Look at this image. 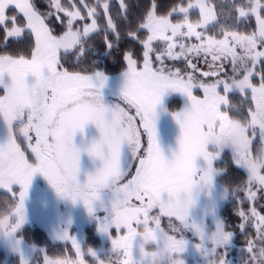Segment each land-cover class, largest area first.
<instances>
[{
	"label": "snow or ice",
	"instance_id": "obj_1",
	"mask_svg": "<svg viewBox=\"0 0 264 264\" xmlns=\"http://www.w3.org/2000/svg\"><path fill=\"white\" fill-rule=\"evenodd\" d=\"M84 6L88 8L89 17L97 15L94 7ZM120 7L126 19L125 0H120ZM48 8L42 12L36 0H0L2 43L7 46L9 38L21 37H27L31 43L26 55L0 54V89L4 91L0 96V116L10 130L7 142L0 144V188L11 192L13 185H19L21 209L32 177L38 172L47 177L59 195H67L64 181L76 182L81 156L80 150L73 145V137L78 131L83 132L89 123H94L101 139L87 151L90 156L102 159L104 166L89 176L87 183L89 187H97L118 182L113 203L117 214L110 225L101 227V231L107 232L109 227L118 232L126 229L128 236L114 241L126 245L136 220L149 217L154 201L159 202L158 211L164 214L173 207L178 193L191 190L200 173H203L199 175L202 183H211L214 162L219 155H210L205 150L202 129L208 130L204 119L209 112L222 114L228 106V94L250 96L253 107L247 110V118L252 122L253 132L258 127L264 138V0H247L239 5L234 2L218 4L216 0H188L186 6H173L164 15L158 14V4L152 0L143 22L127 33L142 46L143 66H138L131 51L122 53L127 62L122 101L127 108L116 105L112 109L102 102L100 88L106 79L104 76L96 70L89 74L69 71L61 63L62 55L70 50H75L78 56L85 54L86 38L98 30L96 19L82 29H74V21L85 18L74 3L70 10L61 0H48ZM103 8L107 14L108 3H104ZM10 9L15 14L9 15ZM192 9L199 11V19L195 21L189 18ZM61 12L68 17L67 31L56 35L54 23L61 19ZM173 14L178 17L175 21ZM252 18L255 30L247 31L244 26ZM107 28L119 39L120 33L111 16ZM143 29L148 35L141 40L138 33ZM193 37L198 43L184 42L185 38ZM154 41L164 43L163 51L155 56L160 63L158 68L152 66ZM105 49L111 54L114 44L105 39ZM165 59L182 60L188 71L168 68ZM201 60L208 71L198 67ZM228 65L231 75L226 72ZM204 77H215V80L209 83L202 79ZM194 89H202V99L193 94ZM169 91L184 95L191 103L189 110L176 114L182 137L179 152L173 153L172 159L162 153L155 126L156 108ZM131 109H135L134 115L129 114ZM15 122H19V128L13 131ZM142 135H146V141ZM20 138L31 149L35 163L28 161L18 142ZM125 144L131 152L127 168L122 167V146ZM249 150L245 131L240 135L233 159L248 172L244 190L249 200H255L253 186L258 185L257 191L264 190V166L246 163ZM197 158L203 159L205 168H197ZM133 163L137 164L135 174L121 183ZM71 198L75 202L76 197ZM133 200L139 204H133ZM85 204L92 213L91 201L85 200ZM238 215L243 221L238 227L244 229L249 215L244 211H239ZM250 216L258 221L257 228L264 226V215L255 208L251 209ZM72 243L79 256V244L75 240Z\"/></svg>",
	"mask_w": 264,
	"mask_h": 264
},
{
	"label": "rangeland",
	"instance_id": "obj_2",
	"mask_svg": "<svg viewBox=\"0 0 264 264\" xmlns=\"http://www.w3.org/2000/svg\"><path fill=\"white\" fill-rule=\"evenodd\" d=\"M216 2L218 4L234 2L239 5L246 3L247 0H216ZM189 18L193 20V17L189 16ZM251 22H254L253 26ZM90 24L91 22L86 25ZM244 29L255 30V19L252 18L248 25L244 26ZM208 34L214 33L209 32ZM158 42L162 41L153 43L155 50L152 54L153 57L164 49L163 45V48L156 52L155 47ZM184 42L187 44L198 43L194 37L185 38ZM164 63L168 68H180L182 72L188 71L182 60L165 59ZM225 63L227 62L225 61ZM152 66L153 68L160 67L159 61L153 62ZM198 67L202 71H208V66L202 60ZM125 71L112 76L100 73L106 78L103 86L114 87L122 92L125 85ZM226 72L231 75L230 65L226 68ZM195 75L200 79L198 73ZM202 79L211 83L214 82L215 77ZM193 94L201 99L204 95L202 89H194ZM3 95L4 92L1 96ZM175 97L180 98L181 108L171 112L168 109V104ZM190 107L191 103L184 95L169 91L165 93L161 104L156 108L157 141L162 153L168 159L173 158V153L179 152V141L182 137V129L176 119V114L189 110ZM262 111H264V107H262ZM136 123L139 124L138 119ZM204 123L208 125L207 131L202 129L204 148L210 155H219V158L214 162L211 183H202L199 175H203V173H200L193 182L191 190L175 201L174 206L167 211L165 218L162 219L160 216L156 218L155 215H150L147 218L136 220L132 227L131 239L127 240L126 245L114 243V241L123 240L128 236L126 229H121L118 232L115 228L109 227L107 232L100 233L99 226H96L94 234L101 237L100 245L99 247L87 245L85 249L88 237L86 229L91 228L90 217L94 209L90 213L85 199L70 190L66 189L67 195L61 196L54 187L43 185L41 183L42 175L39 172L32 177L23 209L20 208L19 194L22 189L19 185H13L11 192L0 188V191L13 194L17 200L11 214L0 220V264H31L38 254L42 255L43 264H88L85 260L86 254L99 260L100 264H104L100 255L109 252L116 256L114 259L111 258L113 264H155L158 254L163 255L161 264H238V260L217 255L218 250L232 245L233 235L225 231L221 220L220 211L229 200V192L218 181L221 171L216 168L215 163L221 159L225 151H229L234 158L240 135L246 131L250 142L246 163L264 166V138L261 137V130L258 127L253 132L250 127L251 120L248 124L234 121L224 110L222 114L209 112ZM18 128L19 126L16 129ZM142 139L146 141V135H142ZM7 140L0 133V144L6 143ZM142 154L143 149H141ZM25 156L30 163H35L27 156V153ZM196 166L205 168L206 164L202 158H197ZM240 168L246 172L247 176L249 175L243 167ZM73 196L76 197L75 202L71 198ZM88 218L90 220H87ZM257 223L258 221H256ZM181 225L192 231L195 240L176 236L179 231H182ZM165 226L175 231V235L169 234ZM27 227L43 229L54 243L70 244L76 254L75 259L61 260L47 256L45 247L30 244L19 236V233ZM73 240L79 244V256L73 246Z\"/></svg>",
	"mask_w": 264,
	"mask_h": 264
},
{
	"label": "trees",
	"instance_id": "obj_3",
	"mask_svg": "<svg viewBox=\"0 0 264 264\" xmlns=\"http://www.w3.org/2000/svg\"><path fill=\"white\" fill-rule=\"evenodd\" d=\"M158 4V14H167L173 6H186L188 0H156ZM37 6L42 12L49 10L48 0H36ZM80 11L85 18L76 20L73 23L74 29H82L86 24H89L93 18L96 19L98 30L91 33L85 44V54L78 56L75 50H71L67 55H62L61 63L69 71L82 72L89 74L92 71H98L104 75L112 76L126 70V61L123 60L122 53L131 51L134 53V59L137 60L139 67L143 65L142 46L136 41L129 38L127 33L138 27L139 23L143 22V17L146 15V10L152 3V0H125L127 8V18L122 15L120 0H61V4L71 9L72 4ZM108 3L109 9L105 14L103 4ZM96 9L95 17L88 16V8L84 5ZM9 15L15 14L11 9ZM60 20L54 23V34L62 35L67 31L66 24L68 17L63 12L59 13ZM111 16L117 26V31L120 33L119 39L107 28L108 17ZM193 20L199 19V11L192 10L189 14ZM172 19H178L176 14H173ZM252 26L254 22H251ZM141 40L146 39L148 32L143 29L139 33ZM4 30L0 27V54L7 52L8 54H28L31 48L30 40L27 37L19 39L9 38L8 45L2 43ZM105 39L114 44V49L111 54L106 52ZM163 43L158 42L155 49L159 52L163 48ZM153 62H156L153 57ZM258 82V81H254ZM3 89H0V96L3 94ZM228 106L224 108L230 119L243 124H248L247 110L253 105L250 102V96L242 97L238 93H230ZM248 102H245V101ZM181 108V100L178 97L173 98L168 109L171 112L178 111ZM257 143V142H256ZM217 169L221 171L218 176V181L228 190L229 200L220 211L221 220L225 231L233 235L232 245H227L218 250L217 255L225 256L227 259L238 260V264H264V226L261 229L256 227V221L250 216L252 208H255L260 215H264V190L257 191L258 185L253 186V190L257 192L255 200H249L247 191L244 186L247 184L248 176L245 171L238 167L229 151H225L221 159L215 163ZM186 192H182V197ZM188 193V192H187ZM185 197V196H184ZM17 203L16 197L5 191H0V220L11 214ZM239 211H244L249 215L245 228L238 227L243 221L238 215ZM178 222V221H177ZM175 222V223H177ZM182 227V225H181ZM169 234L175 235V231L165 226ZM95 229L87 228L88 237L86 245L99 247L100 236L94 234ZM19 236L24 238L28 243L37 246H43L46 249L47 256L53 259H75L76 254L68 243H54L50 240L47 233L39 227H27L19 233ZM179 238L195 240V235L188 227H182V231L176 234ZM116 256L110 252L101 254L102 262L113 264L112 259ZM112 258V259H111ZM85 260L88 264H100V261L85 255ZM31 264H43L42 255H36Z\"/></svg>",
	"mask_w": 264,
	"mask_h": 264
},
{
	"label": "flooded vegetation",
	"instance_id": "obj_4",
	"mask_svg": "<svg viewBox=\"0 0 264 264\" xmlns=\"http://www.w3.org/2000/svg\"><path fill=\"white\" fill-rule=\"evenodd\" d=\"M100 93L102 96L103 104L112 109L116 105H121V107L127 108L122 101V92L119 91L117 88L114 87H107L103 86L100 88ZM135 109H131L129 111L130 115H134ZM0 130L2 131L3 135L9 139L10 130L3 119L0 117ZM17 126H19V122H15L13 124V131L17 130ZM101 139V133L99 128L94 123H89L85 126L83 132L78 131L75 136L73 137V145L80 150V164H79V172L77 174L76 182H72L69 180L64 181V186L67 190H70L72 193L83 197L85 200H90L92 209H94L91 218V228L96 229V226L101 231V227L105 224H111L112 220L115 218L118 209L113 207L114 203V188L118 182H108L105 185L97 186V187H89L88 186V177L95 175L100 169L104 166V161L98 157L90 156L88 154V149L92 146L93 143L99 142ZM20 143L21 149L27 153V156L31 158L35 162V157L31 152V149L27 147V144L23 142V139L20 138L18 140ZM131 157V152L129 146L127 144L122 146V167L127 168L128 162ZM137 164L133 163L131 171L128 175L121 181V183L126 182L130 179L136 170ZM41 183L43 185L52 186L53 185L49 182L47 177H45L41 173ZM96 197H99L98 199ZM182 197V192L178 193L177 196L174 198L177 201L179 198ZM133 204H139L138 201L133 200ZM154 209L150 213V215H155L156 218H165L167 216V212L161 214L158 209L160 207L159 202L154 201ZM173 204V206H174ZM149 215V216H150ZM88 218L87 220H90Z\"/></svg>",
	"mask_w": 264,
	"mask_h": 264
},
{
	"label": "clouds",
	"instance_id": "obj_5",
	"mask_svg": "<svg viewBox=\"0 0 264 264\" xmlns=\"http://www.w3.org/2000/svg\"><path fill=\"white\" fill-rule=\"evenodd\" d=\"M162 260H163V255L158 254L157 257L155 258V264H161Z\"/></svg>",
	"mask_w": 264,
	"mask_h": 264
},
{
	"label": "crops",
	"instance_id": "obj_6",
	"mask_svg": "<svg viewBox=\"0 0 264 264\" xmlns=\"http://www.w3.org/2000/svg\"><path fill=\"white\" fill-rule=\"evenodd\" d=\"M0 133L2 134V136L4 137V138H6L4 135H3V133L1 132V130H0ZM7 139V138H6Z\"/></svg>",
	"mask_w": 264,
	"mask_h": 264
}]
</instances>
